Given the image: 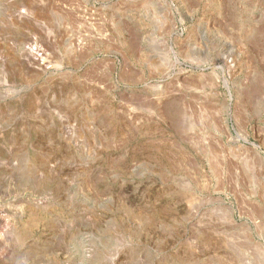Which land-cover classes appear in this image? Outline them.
<instances>
[{
    "label": "rangeland",
    "instance_id": "374dc122",
    "mask_svg": "<svg viewBox=\"0 0 264 264\" xmlns=\"http://www.w3.org/2000/svg\"><path fill=\"white\" fill-rule=\"evenodd\" d=\"M0 264H264V0H0Z\"/></svg>",
    "mask_w": 264,
    "mask_h": 264
}]
</instances>
